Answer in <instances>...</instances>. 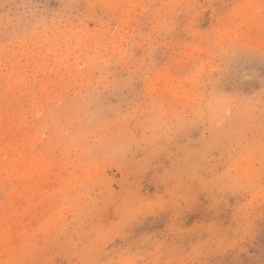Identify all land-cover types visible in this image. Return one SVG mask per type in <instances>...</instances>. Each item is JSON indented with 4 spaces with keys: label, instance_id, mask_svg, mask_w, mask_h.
I'll return each mask as SVG.
<instances>
[{
    "label": "rangeland",
    "instance_id": "1",
    "mask_svg": "<svg viewBox=\"0 0 264 264\" xmlns=\"http://www.w3.org/2000/svg\"><path fill=\"white\" fill-rule=\"evenodd\" d=\"M225 2L0 0V264H264L262 0Z\"/></svg>",
    "mask_w": 264,
    "mask_h": 264
},
{
    "label": "snow or ice",
    "instance_id": "2",
    "mask_svg": "<svg viewBox=\"0 0 264 264\" xmlns=\"http://www.w3.org/2000/svg\"><path fill=\"white\" fill-rule=\"evenodd\" d=\"M43 7V5H40ZM105 9H120L125 7H131L130 5H121V4H105L100 5ZM246 7V5L234 2V0H227V2L220 4L219 6L213 9L214 15L220 18H226L233 15L237 10ZM261 27L264 30V0L261 4ZM109 19L113 17L109 15ZM151 23H148L145 27V31L150 35L151 34ZM30 35L28 28L24 27L23 22L18 25L14 30H6L3 34H0V40L3 41L5 45H10L15 43L17 40L27 39ZM97 53H90V55H96ZM43 59L50 64L55 73L58 71V67L61 65V62L67 60L71 52L70 50L59 52L50 48L47 53L41 54ZM251 57L248 53H243L241 57V62H247ZM260 62L262 68H264V50L260 52ZM66 66V65H65ZM261 80H264V71L261 73ZM264 143V140H262ZM222 168L219 175L224 178L226 176L228 165L223 164V153L221 154ZM226 182V181H225ZM261 184L264 186V176L261 177ZM58 242V241H57ZM115 247V245H113ZM123 248H128V245H122ZM186 255H194V253H186ZM141 256L142 259L137 260L134 257ZM9 264L13 262L9 261ZM26 264H48L47 256L43 257H34L32 260L26 262ZM69 264H201L200 261L194 259H176L175 253L173 250L168 249L161 251L160 247L153 243L152 245H143V244H133L130 251L126 255H121L120 259H113L111 254L108 261H70Z\"/></svg>",
    "mask_w": 264,
    "mask_h": 264
}]
</instances>
